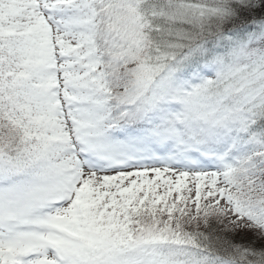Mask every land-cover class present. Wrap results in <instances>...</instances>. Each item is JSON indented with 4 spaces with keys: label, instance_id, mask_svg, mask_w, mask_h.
Returning <instances> with one entry per match:
<instances>
[{
    "label": "snow or ice",
    "instance_id": "snow-or-ice-1",
    "mask_svg": "<svg viewBox=\"0 0 264 264\" xmlns=\"http://www.w3.org/2000/svg\"><path fill=\"white\" fill-rule=\"evenodd\" d=\"M0 264H264V0H0Z\"/></svg>",
    "mask_w": 264,
    "mask_h": 264
}]
</instances>
